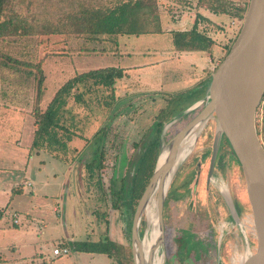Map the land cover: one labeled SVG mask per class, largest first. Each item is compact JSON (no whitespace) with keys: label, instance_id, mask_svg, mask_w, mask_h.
<instances>
[{"label":"rangeland","instance_id":"374dc122","mask_svg":"<svg viewBox=\"0 0 264 264\" xmlns=\"http://www.w3.org/2000/svg\"><path fill=\"white\" fill-rule=\"evenodd\" d=\"M221 1L228 9L222 13L226 16L219 22L230 28L229 17L240 15L237 24L241 23L248 0ZM105 2L93 0L88 4L100 5ZM77 3V0L11 1L3 17L6 20L10 18L13 24L5 31L6 35L0 37V111H29L35 121L33 113H43L58 89L72 77L62 79L58 68H61V72L71 70L72 73L74 63L79 61L77 56L81 59L87 57L83 60L87 70L118 66L122 61L123 65L138 66L147 62L140 55L143 53L153 55L159 52L161 56L155 58L166 65L181 61L162 57L164 50H169L170 34L175 31L177 18L182 13L183 4L176 3V0H154L165 33L139 37L90 38L89 35L75 33L72 16H77ZM214 26L203 27L200 31L224 38L226 54L239 32L238 28L229 31L225 27ZM15 27L19 29L18 32L14 31ZM23 32L28 34L23 35ZM119 51L128 55L121 59L116 55ZM110 52H115V55ZM38 66L42 76L37 73ZM169 68L155 66L153 74L141 75L139 84H136V74L131 72L125 86L115 88L114 85L112 90L94 85L92 80L82 82L77 89H73L59 115L60 125L74 133L71 139L76 141L73 145L77 148L73 149V156L69 155L71 144H66L69 140L61 129L56 133L65 145L61 148H56L57 144L51 145L56 149L53 151L59 152L64 159L56 165V172L63 174L65 182H68L60 198L65 208L60 210V216L52 213L48 216L45 231L53 227L54 235L39 236L40 240L50 241L65 237L70 232L86 231L95 238L100 236L103 241H109L110 235L123 242L122 246H117L116 253L110 255L111 262L133 264L131 205L128 201L110 198L109 187L118 191L124 185H129V177L145 160L143 155L152 153V157L155 150L160 153L162 145L167 144L200 112L203 107L200 102L206 96L194 104L191 103L193 100L184 101L185 95L181 96L179 89L183 86L179 71L175 67L173 70ZM166 76L171 80H166ZM160 80L170 84V88L156 92L145 89L152 84L151 88L155 90ZM75 94H80V97L74 99ZM255 123L260 132L264 123V108L257 109ZM215 129L216 122L210 118L198 134L190 155L175 167L162 218L163 244L164 240L167 244V248L162 246L164 264H234L235 257L244 250L243 238L234 220V209L237 207L240 210L239 219L247 226L250 211L240 167L224 141L220 145L223 147L216 159L213 178L207 183ZM51 148L44 147L48 151ZM5 149L9 150L10 146ZM15 149L17 152L25 150ZM23 154L26 160V153ZM39 157L46 161L47 167L49 159L41 153ZM136 160L142 161L137 163ZM11 165L2 163L1 166L5 168L0 173L2 179L11 181L14 175H22L21 167ZM9 169L14 173L11 174ZM71 183L73 186L69 185ZM221 183L229 189L228 194L220 191ZM34 195H37V191L32 195L13 193L12 202L2 210L0 217L3 227L0 241L14 240L10 233L23 231L27 227L24 214L19 225H12L10 217L14 211L23 212L27 203L33 201ZM48 202L52 204V199L48 198ZM112 202L117 205L116 208L112 207ZM247 226L245 231L252 240V229L250 225ZM149 230L146 213H143L138 230L141 241L150 233ZM103 241L102 248L105 249ZM92 247L94 242L90 243L88 249L92 250ZM10 251L9 247L0 254V264L17 261L16 258H8ZM57 264H75L73 255L62 256Z\"/></svg>","mask_w":264,"mask_h":264},{"label":"crops","instance_id":"0c3cea01","mask_svg":"<svg viewBox=\"0 0 264 264\" xmlns=\"http://www.w3.org/2000/svg\"><path fill=\"white\" fill-rule=\"evenodd\" d=\"M176 3L183 4V8L181 9L182 13L180 14V17L177 18L174 32L187 33L192 29L194 23L197 22L198 32L207 38L206 49L190 51L179 50L175 47L173 36L170 34L169 45L167 47L169 50H164V55L162 57L170 58L174 61L181 60L178 64L175 63L171 65V63H169L166 65L164 62L159 63L160 60L155 58L156 56H161L159 52H156L153 55H145V53L140 54L141 56H144L143 59L147 60L146 63L143 62L138 66H127L125 64L123 65L122 61V64L113 67L122 69L124 74L123 78L118 80L115 84V88L125 86V81H128V76L131 72L136 74V84H139L141 75L153 74V68L155 66H169V69L173 70L175 67L176 70L179 71L180 79L183 84L179 89L181 90V96L185 95L184 101L193 100L191 103L194 104L199 98L205 96L210 77L213 73L212 68L224 58L225 42L224 38L221 36L207 35V33L205 34V32H201L200 30L203 27L214 28V24L220 28L225 27V25H223L222 22L220 23L219 20L226 15L222 13H213L209 8L207 9L205 4L201 2L199 3V0H176ZM229 18L230 28H225L226 30L234 31V29H237L236 24L238 16ZM161 28L163 33H165L162 17ZM110 54L115 55V52H110ZM116 55L123 59L128 53L126 54L119 51ZM85 58L87 57H82L81 59L80 56H77V59L79 60L77 62L78 67L77 63H74L72 73L71 70L61 72V68H58L60 77L63 79L64 77L72 75V79L76 75L82 73L110 67L107 66L87 70L85 62L83 61ZM167 76L165 77L166 80H171V78L169 79ZM163 78L164 77L161 79ZM169 85L170 84H165V82H161L160 80V83L156 86L155 90L154 88H151L152 84L145 89L149 92L165 91V89L170 88ZM137 87H139V85H137ZM34 132V120L29 111H0V173L5 169L1 166L4 162L12 164V167L16 164L21 167L20 173L22 171V175H14L15 178H10L11 181L0 177V217L2 216V210L6 209L12 202L13 193L17 192L32 195L37 191V195H34L33 201L27 203L28 206L23 208V212H21L22 214L18 211H14V213L11 214L18 216L17 224H14L12 222V216L10 217L12 225H19L22 218L24 219V214L26 217L24 220L27 227L23 229V231L16 230L15 233H10V235L14 236V240L12 241L1 240L0 254L10 247L11 251L8 252V258L10 257L11 259L13 257L16 258L17 261L8 264H57L62 256L52 257V250L60 245V247H66L69 250V254L63 256L73 255L75 264H114L111 262L112 259L107 253L99 250L95 251V249H88L89 246L87 247V245H90L91 242L97 243L101 242L103 239L100 236L95 238L94 236L89 235L86 231L83 233L70 232L68 235L66 234L65 237L55 238L50 241L39 239V236L46 234L49 237L54 235L53 233L55 230L53 227H49L47 232L45 231L47 228L46 220L51 213L60 216V210H64L65 203L62 202L60 198L68 182H65V176L63 174L56 172V165L61 161H64V159L60 157L59 152L53 151L56 150L55 148H51V151L44 148H31ZM74 143H76V141L72 139L66 143L68 145L71 144V147L69 148L71 153L69 155L72 156L74 155L73 149L77 148L76 145H73ZM6 146H10V149L6 150ZM15 148H22L25 150H22L23 152H17V149ZM33 150L35 155H33ZM24 152L26 153V160L25 155L23 154ZM40 153L49 159L47 161V167L45 164L46 161L40 159ZM17 157L20 158L17 159ZM36 160H38V162H36ZM45 167L46 171L44 170ZM8 171H10L11 174L14 173L11 172L12 169H9ZM60 176H63V178ZM25 181L30 182L32 186L29 188L23 186ZM69 185L73 186L72 183ZM48 198L52 199V204L48 202ZM61 203H63V205H61ZM0 233L3 234V227L1 224ZM91 237H94V240H91ZM109 241L118 246L123 245L122 240L113 238L110 235ZM84 245H86V247Z\"/></svg>","mask_w":264,"mask_h":264},{"label":"water","instance_id":"95a60500","mask_svg":"<svg viewBox=\"0 0 264 264\" xmlns=\"http://www.w3.org/2000/svg\"><path fill=\"white\" fill-rule=\"evenodd\" d=\"M263 93L264 0H248L239 32L210 77L206 96L200 102L203 104L202 109L167 144L162 145L151 179L133 214L131 225L133 264H155L153 254L158 245L162 253L163 206L178 161L179 148L196 125L205 124L210 118L215 120L216 129L207 183L211 181L220 142L224 136L240 167L250 211V218L247 221L252 229V240L245 231V222L239 219L240 213L234 209V220L242 235L244 250L235 257L233 263L264 264V147L255 123L256 110ZM164 151H167V155L164 161L159 163ZM155 190V211L160 237L158 243L145 254L138 228L147 200ZM162 257L163 261L160 264L165 263L163 253Z\"/></svg>","mask_w":264,"mask_h":264},{"label":"trees","instance_id":"16d2710c","mask_svg":"<svg viewBox=\"0 0 264 264\" xmlns=\"http://www.w3.org/2000/svg\"><path fill=\"white\" fill-rule=\"evenodd\" d=\"M11 1L13 0H0V37L6 35L5 31L13 24L10 18L6 20L3 17L4 13L8 10ZM91 1L93 0H77L78 7L75 11L77 16H72L75 33L80 35H89L90 38H99L100 36L138 37L141 35L163 34L160 17L157 13L154 0H106L105 3H101L100 5H89L88 3ZM200 2L206 4L208 8L213 11V13H224L228 9V6L224 5L221 0H199V3ZM237 16L241 17L240 15ZM18 30L19 29L15 27L14 31L18 32ZM22 34L27 35L28 33L23 32ZM172 35L173 43L179 50L190 51L206 49L205 46L207 38L198 32L197 22L194 23L189 32H174ZM36 70L37 73H39L38 75L42 76L39 66L36 67ZM123 76L124 74L122 69L108 67L76 75L64 83V85L58 89L43 113H40L39 111H35L33 113L35 119L34 125L36 129L31 148H51L52 144H57L56 148L63 147L65 143L60 142L56 133L59 129L63 131L67 140H70L71 136L74 135V133H71L67 128L60 125L59 113L66 106L67 99L71 96L73 89L78 88V84L92 80L94 85H101L112 90L116 81L123 78ZM40 84L41 79L38 85L40 86ZM79 97L80 94L74 95V99ZM258 134L264 147V123L261 131H258ZM81 139L83 138L81 137ZM222 141L226 143L231 155H233L232 150L224 136L222 137ZM160 146L161 143L158 147L160 148ZM222 147L223 146H220L218 154L221 152ZM151 154L143 155L145 159L144 161L136 160L137 163L142 161V165L135 169L133 174L129 177V185H124V187L118 191H115L113 187H109L110 198H115L118 201L124 200L125 202L128 201L130 203L132 216L141 195L151 179L159 150H155L152 157H150ZM112 207L116 208L117 205L112 202ZM235 210L238 214L240 213V210L237 207H235ZM102 241L94 243V247H92V249H95V251L99 250L105 252L109 256L116 253V250L119 247L118 245H115L105 239V241H103L105 243V249H103ZM84 246L86 247V245ZM165 246L167 248L166 241Z\"/></svg>","mask_w":264,"mask_h":264},{"label":"bare ground","instance_id":"6f19581e","mask_svg":"<svg viewBox=\"0 0 264 264\" xmlns=\"http://www.w3.org/2000/svg\"><path fill=\"white\" fill-rule=\"evenodd\" d=\"M206 124V123H205ZM204 123L198 124L196 125L192 131L187 135V137L183 140L179 151H178V161L176 163V168L178 165H180L183 161L186 160V158L190 155L198 134L201 132V130L204 128L205 126ZM207 131V130H206ZM207 135V133H206ZM202 136V135H201ZM207 137V136H206ZM205 137V138H206ZM204 144V142H202ZM203 154V153H202ZM167 155V151H164L159 159V163H162L165 159ZM230 155V154H229ZM225 158V157H224ZM227 158V156H226ZM235 160V159H234ZM230 161V160H229ZM228 161V162H229ZM229 164V163H228ZM225 165V164H224ZM175 168V170H176ZM181 169V168H180ZM230 170V169H229ZM172 171V170H171ZM184 172V171H183ZM172 174V173H171ZM231 177V176H230ZM240 177V176H239ZM176 178V177H174ZM241 178V177H240ZM233 181V180H232ZM233 184V183H232ZM229 189H227L226 185L224 183H221L220 185V191L222 193H224L225 195L228 194ZM242 191V190H241ZM156 194V190L149 196L147 203L145 205L144 211L146 213L147 216V220H148V224L150 227V233L144 238V240L141 242L142 244V248L145 252V254H147V251L151 248L154 247L158 241H159V237H160V233H159V229H158V222H157V217H156V211H155V200H154V195ZM223 194V195H224ZM231 196V195H230ZM212 197V196H211ZM239 197V196H238ZM225 198V197H224ZM226 200V199H225ZM244 201V200H242ZM245 205V203H244ZM244 210V209H243ZM249 213V212H248ZM250 216V215H249ZM245 217V216H244ZM246 225V224H245ZM247 226V225H246ZM248 229V228H247ZM141 231V230H140ZM252 232V231H251ZM165 246V240H164V244ZM159 245L155 251V253L153 254V259H154V263L155 264H160L163 261V257H162V253L159 249ZM234 258V257H233ZM233 260V259H232Z\"/></svg>","mask_w":264,"mask_h":264},{"label":"built area","instance_id":"2783aa9c","mask_svg":"<svg viewBox=\"0 0 264 264\" xmlns=\"http://www.w3.org/2000/svg\"><path fill=\"white\" fill-rule=\"evenodd\" d=\"M241 24H242V22H241V23H238L237 26H236V27L238 28V31H239V29H240V27H241ZM219 63H220V62H218V63H216V64L214 65V67L212 68L213 72H214L215 69L218 67ZM262 108H264V93H263V95H262V98H261V100H260V102H259V105H258L257 109L259 110V109H262ZM256 112H257V110H256ZM23 186L29 188V187L32 186V184H31L30 182H28V181H25V182L23 183ZM12 222H13L14 224H17V223H18V216H17V215H13V216H12ZM67 254H69V250H68V248H66V247H60V245L56 246V247L52 250V257H59V256L67 255Z\"/></svg>","mask_w":264,"mask_h":264},{"label":"flooded vegetation","instance_id":"af4514ba","mask_svg":"<svg viewBox=\"0 0 264 264\" xmlns=\"http://www.w3.org/2000/svg\"><path fill=\"white\" fill-rule=\"evenodd\" d=\"M184 111V110H183ZM221 142H222V139H221ZM221 142H220V145H221ZM219 148H220V146H219ZM211 152H212V150H211ZM218 152H219V150H218ZM217 156H218V153H217ZM211 158V157H210ZM216 159H217V157H216ZM215 163H216V160H215ZM214 168H215V165H214ZM213 171H214V169H213ZM212 178H213V174H212V177H211V179L210 180H212ZM211 182V181H210ZM209 182V183H210ZM170 185V184H169ZM169 187H168V190H167V193H166V197H165V200H164V206H165V201H166V198H168L169 197V195H170V192H169ZM156 195V194H155ZM174 197H172V199H173ZM180 198V197H179ZM179 198H177V199H179ZM176 199V200H177ZM175 200V199H174ZM156 202V201H155ZM164 206H163V211H164ZM143 213H145V211H143ZM143 213H142V215H143ZM163 218V217H162ZM139 225H140V223H139ZM138 230H139V228H138ZM138 234H139V231H138Z\"/></svg>","mask_w":264,"mask_h":264}]
</instances>
